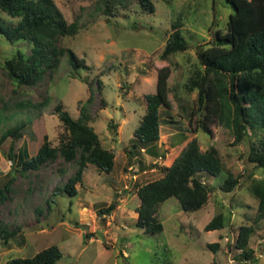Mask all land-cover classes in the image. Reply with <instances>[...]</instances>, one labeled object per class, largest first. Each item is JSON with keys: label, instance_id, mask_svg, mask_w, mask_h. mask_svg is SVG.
I'll list each match as a JSON object with an SVG mask.
<instances>
[{"label": "rangeland", "instance_id": "rangeland-1", "mask_svg": "<svg viewBox=\"0 0 264 264\" xmlns=\"http://www.w3.org/2000/svg\"><path fill=\"white\" fill-rule=\"evenodd\" d=\"M53 1L68 22L78 23L74 36H60L56 44L73 50L84 64L74 69L64 54L58 67L46 70L36 85L21 87V98L34 103L47 97V101L40 108L7 115L9 120L0 123V134L26 120L22 136L13 141L15 155L19 151L26 157L34 155L45 139L60 146L67 131L55 112L56 105L63 104L77 117L80 101L86 102L92 90L87 103L91 125L103 147L113 151L114 166L106 173L87 164L76 184V196H51L56 186L75 174L76 161L58 155L39 169L20 174L15 170L19 169L17 159L7 155L6 141L0 149V177L12 173L15 179L9 198L0 206V220L16 231V236L8 245L0 238V264L13 257L32 256L52 244L63 252L57 264H264V218L255 223L249 218L256 200L248 188L250 177H264V169L247 159L246 143L232 144L228 128L213 123L211 134L201 129L195 132V124L182 109L197 100V90L184 86L198 65L197 46L208 45L216 28H225L232 6L226 0H151L154 10L147 12L139 0H124L123 5L112 0L110 15L104 10L107 0ZM3 18L15 21L6 14ZM177 22L189 47L163 58L165 42ZM17 49L30 52L25 42L11 43L0 32V94L4 99L14 96V84L3 61ZM165 65L170 70L171 107L159 109V139L146 150L129 153L134 129L145 111L144 95L155 91L158 70ZM111 123L115 129L110 128ZM192 137L198 139L202 150L214 146L225 169L242 175L240 184L233 193H225L221 189L225 173L205 179L215 188L205 207L189 214L177 199L165 200L157 211L163 230L147 236L137 226V187L162 177L164 167ZM51 197L54 202L48 206ZM112 201L117 204L111 214L99 215V209ZM219 212L226 217L225 226L205 231L204 225ZM243 223L254 226L248 246L255 257L240 261L235 241ZM210 243H218L217 249L210 248Z\"/></svg>", "mask_w": 264, "mask_h": 264}, {"label": "trees", "instance_id": "trees-1", "mask_svg": "<svg viewBox=\"0 0 264 264\" xmlns=\"http://www.w3.org/2000/svg\"><path fill=\"white\" fill-rule=\"evenodd\" d=\"M117 1L124 4V0ZM139 1L143 10H154L151 0ZM226 2L232 6L233 11L228 15L225 28H216L215 37L208 45L197 46L198 65L184 84L189 91L197 90V100L193 106L185 104L182 109L189 121L195 124L192 129L195 132L201 129L211 134L210 125L213 123L228 128L233 136L232 144L246 143L247 159L256 168L264 169V0ZM112 3V0L105 1L104 10L110 15L113 13ZM3 14L15 21H6ZM176 24L173 23L174 29L165 42L161 55L163 58L189 47L179 23ZM77 31V21L68 22L53 0H0V32L9 42L22 41L30 48L29 53L17 49L11 56L4 58L3 68L14 84V96L4 99L0 94V123L9 120V116H14L18 110L45 105L47 97L32 103L20 97V88L36 85L46 70L53 71L58 67L61 56L66 54L74 69L84 64L83 59L78 58L73 50L56 44L60 36H74ZM169 74L167 65L160 67L155 91L144 95L145 111L134 129L129 153L146 150L158 141L159 109L161 106L171 107L167 84ZM92 92L90 90L86 102L80 101L77 117L71 116L63 104L56 105L55 112L67 131L60 146H52L45 139L34 155L26 157L20 151L15 155L13 141L22 136L26 120L6 127L0 134V149L7 141V155L13 161L17 159L19 169L15 170L20 174L37 170L43 164L55 160L58 155L66 161H76L79 166L75 174L63 185L56 186L51 196H76V184L81 182L87 164H94L106 173L113 169L114 153L103 147L91 125L92 117L87 103L92 99ZM8 110L12 112L4 114ZM115 127V124H110V128ZM163 172L162 177L143 183L136 190L140 200L136 208L137 226L147 236H154L163 230L157 211L165 200L173 197L185 213H193L205 207L215 188L206 180L225 173L221 189L225 193H233L242 177L241 174L234 175L225 169L214 146L202 150L196 137L186 141ZM14 179L12 173L0 177V206L9 198ZM248 188L256 200L253 214L249 217L255 223L264 218V177H250ZM47 202L50 206L54 202L53 197ZM116 204L117 201L110 202L107 207L99 209L98 214H111ZM225 223V215L219 212L204 225V230H218ZM252 223H243L239 227L235 247L240 250L236 255L240 261L255 257L254 250L248 246L249 238L255 230ZM15 236L16 231L10 230L0 220L2 243L8 245ZM209 247L216 250L218 243H210ZM62 258L61 249L52 244L29 257L10 258L6 264H57Z\"/></svg>", "mask_w": 264, "mask_h": 264}]
</instances>
